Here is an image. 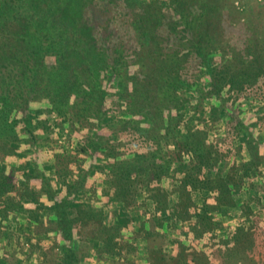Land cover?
<instances>
[{
    "label": "trees",
    "instance_id": "obj_1",
    "mask_svg": "<svg viewBox=\"0 0 264 264\" xmlns=\"http://www.w3.org/2000/svg\"><path fill=\"white\" fill-rule=\"evenodd\" d=\"M234 5L0 0V239H48L54 264L85 263L89 225L112 257L137 227L263 241L264 16Z\"/></svg>",
    "mask_w": 264,
    "mask_h": 264
},
{
    "label": "rangeland",
    "instance_id": "obj_2",
    "mask_svg": "<svg viewBox=\"0 0 264 264\" xmlns=\"http://www.w3.org/2000/svg\"><path fill=\"white\" fill-rule=\"evenodd\" d=\"M233 3L235 4V9L233 10L237 11V13H234L231 19L237 25L244 23L249 16L258 15L260 12L262 13L261 16H264V0H233ZM251 9L254 11L251 12ZM220 129L221 127H218L213 130L210 138L212 144L218 138ZM52 143H55L54 139ZM167 184H170V181L169 183L164 182L165 186ZM258 211L264 217V204L260 206ZM244 219L234 218L225 222L228 227L225 225L224 231L227 234H231L233 232L232 225L235 227L239 223L242 225L245 223L248 227L252 226L250 229L253 230V233L255 229L251 220L246 218L245 220L247 221H243ZM96 228L97 226L89 225L83 230L84 234H86L81 246L82 254L85 257L84 264H264V240L256 241L262 242V245L254 246L256 242L253 240L256 231L254 235H250L244 239V243L246 242L247 245L246 247L245 245L242 246L241 253L237 252L240 250L237 249L233 250V253L231 251L226 254V252H217L220 248L215 246L216 242L212 238L211 240L204 238L203 241L186 240L179 230L174 231L177 232L176 234H172L169 231L167 238L161 237L160 239L157 238L158 240H155V237L149 239L148 242L140 238L136 239L134 237L139 234L136 232L137 227L135 229V236L126 237L123 245H120L121 247L113 245V252L118 253L112 257L99 247H94L93 241L90 238L94 236V232L97 231ZM215 234L218 235L217 233ZM87 238L90 239V242ZM33 240H36V238L32 237V242H34ZM180 240H186L184 241L186 245L185 249L179 244ZM220 240L218 239L217 241L220 242ZM131 241L132 243H129ZM50 242L48 239L45 240L43 238L40 241V246L30 247L27 241L16 232L12 238L0 239V256L7 257L13 264H54L57 251Z\"/></svg>",
    "mask_w": 264,
    "mask_h": 264
}]
</instances>
